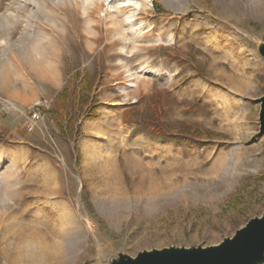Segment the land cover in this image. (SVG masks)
Listing matches in <instances>:
<instances>
[{"label": "rangeland", "instance_id": "374dc122", "mask_svg": "<svg viewBox=\"0 0 264 264\" xmlns=\"http://www.w3.org/2000/svg\"><path fill=\"white\" fill-rule=\"evenodd\" d=\"M105 1L0 0V264L208 247L264 212V0Z\"/></svg>", "mask_w": 264, "mask_h": 264}, {"label": "water", "instance_id": "95a60500", "mask_svg": "<svg viewBox=\"0 0 264 264\" xmlns=\"http://www.w3.org/2000/svg\"><path fill=\"white\" fill-rule=\"evenodd\" d=\"M264 58V43L257 44ZM259 104V133L264 134V94ZM91 264V263H84ZM108 264H264V212L236 230L232 237L208 247H175L144 250L131 257L118 253Z\"/></svg>", "mask_w": 264, "mask_h": 264}, {"label": "bare ground", "instance_id": "6f19581e", "mask_svg": "<svg viewBox=\"0 0 264 264\" xmlns=\"http://www.w3.org/2000/svg\"><path fill=\"white\" fill-rule=\"evenodd\" d=\"M107 2H108V4H110L112 1H114V0H106ZM105 1V2H106ZM34 2V1H33ZM35 2H36V0H35ZM81 2H82V6H83V8H85V10H88V9H91L90 7L91 6H93V5H95L96 4V0H81ZM149 3V0H146V3ZM118 3H119V5H120V7H121V9H122V7H123V9L125 8V7H132L131 8V13H133L135 10H138L139 9V7L141 6L140 5V3L139 2H137V1H135V0H119L118 1ZM147 3V4H148ZM117 4V3H116ZM150 5V4H149ZM107 6V5H106ZM109 6V5H108ZM118 9H120V8H118ZM122 9V10H123ZM106 10V9H105ZM110 10V9H109ZM16 11V10H15ZM124 11V10H123ZM123 11H121V12H123ZM108 12V11H107ZM119 12V11H118ZM117 12V13H118ZM126 12V11H125ZM113 13V12H112ZM120 13V12H119ZM130 13V14H131ZM13 15H15V14H13ZM109 15H111V14H109ZM120 15V14H119ZM136 15V14H135ZM112 16V15H111ZM114 16V15H113ZM112 16V17H113ZM110 17V16H109ZM115 17V16H114ZM119 17L120 16H118V19H119ZM108 18V17H107ZM130 18H132V14H131V16H128V17H126L125 19L128 21ZM133 18H134V16H133ZM135 19V18H134ZM110 20V19H109ZM114 20V19H113ZM112 20V21H113ZM117 20V19H116ZM122 20V19H121ZM132 20V19H131ZM130 20V21H131ZM123 21V20H122ZM121 21V22H122ZM15 22H16V17L15 16H12V15H10V16H8V19L7 18H5V20H1L0 21V29H4V30H6V31H9L10 29H11V26L12 25H15ZM113 22H116V21H113ZM124 23H126V22H124ZM129 23H132V22H129ZM128 23V24H129ZM134 24V23H133ZM115 25V24H114ZM114 25H112V26H114ZM122 25V24H121ZM129 26H131V24L129 25ZM119 29V28H118ZM118 29H117V31L116 32H118ZM132 29V28H131ZM120 31V30H119ZM122 32L120 31V33L119 34H121ZM118 35V34H117ZM119 36V35H118ZM2 44H4V45H6L7 44V41H6V39L4 40V41H2Z\"/></svg>", "mask_w": 264, "mask_h": 264}, {"label": "built area", "instance_id": "2783aa9c", "mask_svg": "<svg viewBox=\"0 0 264 264\" xmlns=\"http://www.w3.org/2000/svg\"><path fill=\"white\" fill-rule=\"evenodd\" d=\"M47 106V102L46 101H38L37 103H35L34 105H33V109H34V111H36V112H34V114H33V117H34V120L35 121H37V120H39V109H41V108H43V107H46ZM28 129H29V131L32 129V126H29L28 127Z\"/></svg>", "mask_w": 264, "mask_h": 264}]
</instances>
